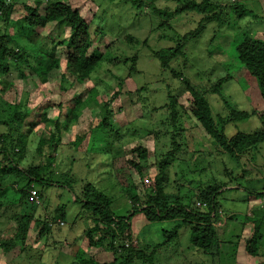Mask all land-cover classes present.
I'll list each match as a JSON object with an SVG mask.
<instances>
[{"label":"rangeland","instance_id":"rangeland-1","mask_svg":"<svg viewBox=\"0 0 264 264\" xmlns=\"http://www.w3.org/2000/svg\"><path fill=\"white\" fill-rule=\"evenodd\" d=\"M20 1L22 3L25 0H15ZM61 1L80 8L90 21L92 38L96 41L94 47L104 53V59L88 81L73 85L68 81L64 82L68 88L66 90L60 87L58 70L52 71L48 81L42 82L36 75L29 74L26 62L21 64L22 70L16 66L9 74L0 75V119H10L18 110L17 104L20 102L33 108L22 128V133L26 136L15 157L19 164L27 167L33 160L38 163L41 159L37 147L42 137H49L51 128L47 121L41 120L43 106L48 100L68 104L75 95L86 91L87 104L78 113L77 119H71L68 129L63 132L57 161L61 164L60 168L57 164L60 170L71 168L75 175L72 184L76 193L87 182L96 183L99 189L112 197L113 211L125 216L132 207L127 199L128 191L134 189L143 198L145 186L149 181L152 182L157 164L171 150L175 156L171 159L166 188L171 195L179 193L178 189L181 188L183 200L187 202L186 196L192 195L198 206L197 192L214 184L215 177L220 182L233 179L232 183H241L243 186L239 189H227L219 197L224 216L217 223V229L220 238L225 239L219 255L210 256L194 247L190 241V227L183 226L177 238L158 249L155 264L264 262V238L258 244V255L254 256L246 249V240L255 228V223L252 219H247L246 215L261 218L264 233V196L249 192L264 189V143L250 155L243 157L221 154L194 117L192 95L186 92V82H189L205 94L219 128L222 125L219 116H224L225 119L229 116L228 104L235 109L256 111L248 119L229 122L225 127L227 137L238 131L254 132L259 129L261 114L264 113V100L256 79L239 61L236 45L246 33L264 40V0H210L221 4V8L215 12L222 11L225 16L223 22H201L203 15L196 12H183L170 18L160 17L150 3L134 7L124 0ZM178 2L179 0H155L154 3L162 8L175 9ZM235 6H239V9H233ZM99 22L105 33L101 38V35L95 34ZM200 25L201 34L190 40L168 67H163L154 57L152 50L177 46L182 35ZM6 27L7 24L1 21L0 34L5 32ZM9 30L16 33L17 27H10ZM58 31V26L54 23L37 32L36 39L29 46L26 45L29 52L34 51L35 47L45 53L52 52L53 38ZM67 32L68 29L65 33ZM127 36L132 37V40L127 39ZM21 41L24 46L28 39L23 36ZM57 53L63 54L62 47H58ZM222 79V88L218 92H206ZM117 92L119 97L115 98ZM185 92L187 95L184 96ZM169 94L179 95V117L175 120H171L168 108ZM111 98L115 99L112 101ZM106 101L118 110L111 119L113 132L108 139L102 134V130H95L103 117ZM44 111L53 121L62 117L57 107H47ZM5 130V126L0 125V134ZM176 136L179 150H175L177 147L173 145ZM74 140L75 146L71 144ZM137 144L149 151L148 157L141 161L147 168L143 178L135 172L130 174L121 167L127 158L134 156L130 150ZM113 158L117 160L116 168L126 173L125 177L117 179ZM228 169L231 173H228ZM21 177L23 176L19 177L17 174L6 176V191H0L2 239H13V235L18 232L19 214L37 211L31 204L22 206L18 201L20 186L26 184V178ZM36 189L42 190L39 185H36ZM70 192L67 188L56 186L44 189L42 202L45 205L41 206V209L45 208L44 217L50 219L55 209L65 204L67 216L63 221L64 225L60 224V220L55 223L52 221L53 232L40 235L41 228L35 226V221L32 222L28 227L27 251L19 256L20 245L8 253L0 248V264H76L79 254L85 255L83 253L87 251L99 262L114 260L112 251L90 249L85 230L92 225L93 220L80 209ZM194 192L196 195H193ZM171 198L173 199L172 196ZM179 222L180 220L150 222L142 213H138L132 219V231L135 235L133 244L136 246L139 241V247L147 248L150 253L155 245L165 239L164 232L172 230ZM90 251L93 253L90 254Z\"/></svg>","mask_w":264,"mask_h":264},{"label":"trees","instance_id":"trees-1","mask_svg":"<svg viewBox=\"0 0 264 264\" xmlns=\"http://www.w3.org/2000/svg\"><path fill=\"white\" fill-rule=\"evenodd\" d=\"M124 1L134 7H142L150 3L154 12L164 18L175 17L183 12H196L199 15H203L201 22L225 21L222 11L215 12L221 8V4L210 0H179L175 9L162 8L154 3L155 0ZM20 3L21 1L0 0V22L7 24L5 32L0 34V75H7L14 67L20 68L21 64L26 62L29 74L36 75L42 82L48 81L49 74L54 70H58L61 78L60 87L65 90L68 88L64 82L68 81L70 85H73L76 82L84 83L88 81L95 69L103 62L104 53L98 47H94L96 41L92 38L90 21L87 20L80 8L61 0H34L33 3L25 0ZM238 7L235 6L233 9L237 10L239 9ZM54 23L57 24L59 31L53 38L54 49L52 52L45 53L41 49L39 51L33 45L32 47H35L33 48L34 51L29 52L27 46L36 39L35 35L37 32L49 28ZM10 27H17V32L12 33L9 30ZM66 29L69 30L67 34L65 33ZM95 34L101 35L100 38L105 35L100 22ZM200 34L201 25L195 30L182 35L177 46L157 51L152 50V53L163 67H168L188 42ZM23 36L28 39L26 43L24 42V46L21 41ZM127 39L132 40V37L127 36ZM58 47H62L63 54L57 53ZM236 51L239 61L246 67L248 73L256 79L261 97L264 100V40L246 33L236 45ZM34 59L35 62H33ZM223 81L224 79L213 84V87L206 90V92H218L222 88ZM186 84H188L186 92H190L192 95L193 115L202 126L204 133L209 136V139L213 140L218 152L243 157L250 155L258 149L261 143H264V113L261 114V126L258 130L254 132L238 131L231 137H227L225 127L229 122L248 119L256 114V111L239 110L228 104L229 116L226 119L224 116H219V120L222 123L219 128L217 119L205 94L189 84V82H186ZM186 92L184 96L187 95ZM85 94L86 91H83V93L75 95L68 104H64L59 100L49 99L43 106L44 110L47 107H57L62 117H58L53 121L47 116V112L43 110L41 120L47 121L51 125L50 135L48 138L42 137L39 141L37 153L41 156L40 161L36 163L33 160V163H30L27 167L21 166L15 157L19 148L21 149L24 144L26 135L22 133V128L33 112V108H29L28 105L20 102L17 104L19 106L18 110L10 119H0V125L6 128L0 134V191H6V176L10 174H17L19 177L23 176L21 178H26V184L20 186L18 201L22 206L31 204L37 210L36 212L17 216L19 217L17 219L18 232L13 235V239L0 238V248H2L3 252L8 253L18 245L21 246L19 256L27 251L25 247L28 227L32 222L35 221V226L41 228L39 233L43 235L53 232L52 221L54 223L57 220L65 221L67 216L65 204L59 205L50 219H48L49 217H44L43 209L45 208L41 209V206L45 205L42 202L43 196H45L43 193L44 189L56 186L69 189L70 193L74 195V200L80 205V209L88 214L89 219L92 218L93 226L90 224L85 230V236L89 239L90 249L96 248L104 252L112 251L113 255H115L114 260L110 262H99L91 256L92 251L89 252L91 255L87 251L83 253L85 255L79 254L76 264H135L137 262L155 264V255L158 249L167 245V242L177 238L183 226L190 227V241L194 247L203 250L205 254L210 256L219 255L223 244L222 241H225V239L222 240L220 238L217 229V223L221 222L224 216L219 197L223 191L239 189L243 185L237 182L235 184L232 183L233 179L229 182H220L215 177L214 184L208 185L197 192V201L204 204L202 206L195 205V197L192 195H187L186 198L188 200L187 202L184 201L181 197V188L178 189L179 193L171 195L166 189L169 183L171 159L175 156L171 150L167 151L164 158L157 164V171L152 176V182L149 181V184L145 186L143 198L134 189L128 191L126 195L132 207L131 211L125 216L117 215L113 211L112 197L104 190L99 189L96 183L87 182L76 193L72 184L75 175L72 174L71 168L60 170L61 164L57 163V161L59 159V148H61L63 132L68 129L71 119H77L78 113L87 104ZM114 96L115 98L119 97V93L117 92ZM178 96L169 94L170 103L168 108L171 111V120H175L177 116L179 117V112L177 111ZM115 98H111L112 101ZM116 113H118V110L114 109L111 103L106 101L104 103L103 117L95 128V130H102V134L105 135L106 139L113 132L111 119ZM173 125L176 127V123ZM116 134L119 135V133ZM177 138L176 136L173 139V145L177 147L175 150L180 149ZM78 139H81L79 135ZM75 143V140L71 142L74 146ZM46 147H49L48 151ZM130 151L133 152L134 156L127 158L121 167L127 169L130 174L135 172L143 178L147 168L142 165L141 161L148 157L149 151L141 144L133 146ZM116 161L115 158L112 159L117 171V179L125 177L126 173L116 168ZM71 162L70 160L69 163ZM227 171L231 173L229 169ZM36 185H39L42 190L38 191ZM32 189L38 193L41 200L40 204L30 201V191ZM249 192L257 196H264V189L262 191L249 190ZM193 195H196V192ZM138 213H142L145 219L150 222L164 220H180V222L172 230L165 231V239L155 245L152 252L149 253L147 248L139 247V241H137L136 246L133 244L135 235L132 231V219ZM246 216L247 219L250 218L255 223L254 230L246 240V249L250 254L256 256L259 252L258 244L264 238L262 219L251 218L252 216L250 215ZM231 228L233 229V226ZM57 242L60 241L57 240ZM261 264H264V262Z\"/></svg>","mask_w":264,"mask_h":264},{"label":"built area","instance_id":"built-area-1","mask_svg":"<svg viewBox=\"0 0 264 264\" xmlns=\"http://www.w3.org/2000/svg\"><path fill=\"white\" fill-rule=\"evenodd\" d=\"M30 201H31V202H34V203H36V204H40V203H41V200H40V198H39V196H38V193H37L34 189H32V190L30 191ZM260 202L262 203L263 201H260ZM198 203H199L198 206H202V205H204V204H202L200 201H199ZM60 224H61V225H64V222L60 220Z\"/></svg>","mask_w":264,"mask_h":264},{"label":"crops","instance_id":"crops-1","mask_svg":"<svg viewBox=\"0 0 264 264\" xmlns=\"http://www.w3.org/2000/svg\"><path fill=\"white\" fill-rule=\"evenodd\" d=\"M260 178L263 177V176H259Z\"/></svg>","mask_w":264,"mask_h":264}]
</instances>
